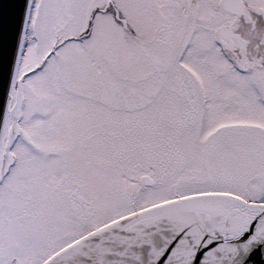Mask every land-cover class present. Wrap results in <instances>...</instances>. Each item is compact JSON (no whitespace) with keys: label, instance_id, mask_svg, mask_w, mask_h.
<instances>
[{"label":"snow or ice","instance_id":"1","mask_svg":"<svg viewBox=\"0 0 264 264\" xmlns=\"http://www.w3.org/2000/svg\"><path fill=\"white\" fill-rule=\"evenodd\" d=\"M0 73V264H264V0H3Z\"/></svg>","mask_w":264,"mask_h":264},{"label":"water","instance_id":"2","mask_svg":"<svg viewBox=\"0 0 264 264\" xmlns=\"http://www.w3.org/2000/svg\"><path fill=\"white\" fill-rule=\"evenodd\" d=\"M2 2L3 0H0V3ZM4 89H5V84H4L2 73H0V114H2L3 105H4Z\"/></svg>","mask_w":264,"mask_h":264}]
</instances>
